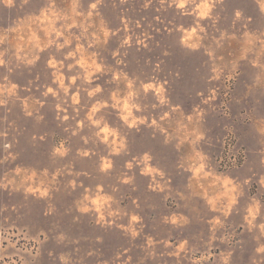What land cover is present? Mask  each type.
Listing matches in <instances>:
<instances>
[{
  "label": "rangeland",
  "instance_id": "obj_1",
  "mask_svg": "<svg viewBox=\"0 0 264 264\" xmlns=\"http://www.w3.org/2000/svg\"><path fill=\"white\" fill-rule=\"evenodd\" d=\"M95 2L80 0V27L58 40L63 20H35L47 0L31 9L0 4L6 46L40 56L35 65L0 69L7 77L0 78L7 100L0 107V264H223L229 252V264H264L257 252L264 246L257 0L218 2L215 20L200 18L202 0L184 9L176 0H102L89 17ZM73 7L56 0L53 11L67 16ZM52 41L67 46L57 52ZM69 51L78 84L91 76L92 87L105 90L80 111L43 95L59 88L58 75L70 83ZM93 52L103 75L93 74ZM52 53L59 73L48 64ZM147 85L154 88L144 92ZM97 101L108 105L95 113L99 129L91 123ZM125 105L130 122L146 117L148 124L129 128Z\"/></svg>",
  "mask_w": 264,
  "mask_h": 264
},
{
  "label": "clouds",
  "instance_id": "obj_2",
  "mask_svg": "<svg viewBox=\"0 0 264 264\" xmlns=\"http://www.w3.org/2000/svg\"><path fill=\"white\" fill-rule=\"evenodd\" d=\"M102 0H96L95 3H90L89 5V12L88 16L90 17L92 15V11L97 9V6L99 3H101ZM163 3L164 0H161ZM190 2V0H176L177 7L180 9H184L185 6ZM192 2H195V0H192ZM222 4L223 0H202L200 7L203 9L200 12V18L201 19H218L214 18L212 16V11L213 8L217 5V3ZM36 3V0H0V4H3L6 6L8 9H14V8H20V9H31L34 4ZM257 3L260 6V12L264 13V0H257ZM48 8L41 13V16L35 17V20H39L42 23H55V20L60 19L63 20L65 23L60 31L56 32V37L57 40L64 35L65 31L70 30L71 28L75 27H80L76 23V17L83 16L82 12L76 11V5L80 4V0H73V9H72V14L67 15V16H56L55 12L53 9L56 6V0H47ZM255 11V9H253ZM187 14V13H186ZM243 12L240 9L235 10V16L237 19H240L243 17ZM249 21H251V16L247 17ZM71 21V23H69ZM195 31V30H194ZM201 31H204L201 29ZM84 32L87 33V28L84 29ZM106 35H111V33H106ZM128 41L125 40V43ZM6 37L0 36V69H5L7 72H11L13 70L12 65L16 62H25L28 65H35L36 61L40 59L39 53L37 52L35 55L32 56V58H28L26 55H21V50H17L16 52L12 51L11 45L7 44L6 46ZM51 43L56 44V51L60 52V50L64 49L67 45L66 44H59L56 43V41H52ZM97 43H99V37L97 36L94 40L90 41V47L95 46ZM261 43H264L262 41ZM51 46V45H49ZM38 47V46H37ZM40 52L44 51L43 48L39 49ZM75 53L69 51L67 55V60L69 61L68 63V71H69V79L70 83L65 85L63 82V78L58 75L57 77V83L59 84V88L55 89L53 87H47L46 91L43 93L44 96L52 95L53 97L56 98L57 101V108H62V106H67V107H73L75 108L76 111H80L82 109H86L88 105L92 102L93 99L96 97H100L104 94V88L101 87L100 85H96L95 87H92L93 80L91 76L84 77L83 81L78 84V81L81 80V76L77 74H73V71L77 68V65L75 63H71V61L75 57ZM115 55H119V52L117 51ZM7 56V59L5 58ZM51 58L48 60V64L50 66H53L57 69L58 73L62 71L61 64L57 63L56 58H55V53L50 54ZM89 59L92 60V64L94 66V73L98 72L100 74H104V67L102 64H97L96 59H97V54L93 52ZM83 66V65H81ZM0 78L7 79V77L3 74L0 73ZM114 80L119 81L120 77L119 75H114ZM16 85L12 86L13 94L14 90L16 89ZM154 85H147L145 86L144 92H148L149 90L153 89ZM3 88L0 87V96L3 95ZM70 91H74V95H69ZM161 103L163 104L164 101L161 99ZM7 104V100L4 98H0V107L5 106ZM97 104H99V101H97ZM107 104H99L98 107H93L92 112H93V117L91 118V123L95 125L97 129L100 128V121L101 117L95 116V113H99L101 108H107ZM137 111H141L139 107L136 109ZM124 111L128 112V115H123L121 116V119L124 121V123L129 127V128H137L139 124H148L147 118H141L139 120L132 119L131 122L129 120V117L131 116L130 111L128 110L127 105L124 106ZM31 115V113H29ZM42 119V117H41ZM69 119L68 115H63L62 120L67 121ZM152 125H156V121L153 120ZM85 126V121H80V127L83 128ZM6 133L0 132V136H4ZM198 139H203V137H198ZM10 144H5L4 148L8 149L10 148ZM60 155H66L67 150H57ZM149 159V157L146 155L145 160ZM264 163V160L261 161ZM108 168L111 167V164L107 166ZM131 167V165H129ZM203 167V166H202ZM106 170V169H105ZM155 171V170H153ZM160 175H163L160 173ZM127 182V181H126ZM261 183H264V178H262ZM47 193H45L46 195ZM258 212V208L256 209ZM133 219H138L137 217H133ZM219 223V221H217ZM260 229L264 231V224H260ZM60 240H63V236L59 237ZM257 252L264 253V246H261L257 249ZM232 253L229 252L226 256L223 257V264H229V260L231 258ZM261 259H264L262 257Z\"/></svg>",
  "mask_w": 264,
  "mask_h": 264
}]
</instances>
